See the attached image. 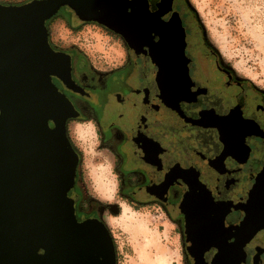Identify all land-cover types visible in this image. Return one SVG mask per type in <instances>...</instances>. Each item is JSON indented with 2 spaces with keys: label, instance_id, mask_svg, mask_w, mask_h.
Segmentation results:
<instances>
[{
  "label": "flooded vegetation",
  "instance_id": "obj_1",
  "mask_svg": "<svg viewBox=\"0 0 264 264\" xmlns=\"http://www.w3.org/2000/svg\"><path fill=\"white\" fill-rule=\"evenodd\" d=\"M92 3L78 5L81 16L62 6L45 22L50 47L67 58L60 64L68 75L51 81L71 108L66 134L79 161L67 196L77 221L95 219L108 228L105 207L80 178L70 118L107 149L120 198L138 209H161L177 225L184 264H264V222L255 219L264 178V88L221 60L187 0ZM107 10L127 19L126 37L82 18L106 19ZM55 19L72 30L99 26L121 40L123 58L101 63L76 45L55 42Z\"/></svg>",
  "mask_w": 264,
  "mask_h": 264
},
{
  "label": "water",
  "instance_id": "obj_2",
  "mask_svg": "<svg viewBox=\"0 0 264 264\" xmlns=\"http://www.w3.org/2000/svg\"><path fill=\"white\" fill-rule=\"evenodd\" d=\"M92 2L0 3V264H116L109 229L95 219L78 222L67 196L79 159L66 134L70 104L51 81L68 75L60 64L67 58L52 50L45 26L60 7L80 15L78 5ZM104 15L82 18L127 36L124 20L113 10Z\"/></svg>",
  "mask_w": 264,
  "mask_h": 264
},
{
  "label": "rangeland",
  "instance_id": "obj_3",
  "mask_svg": "<svg viewBox=\"0 0 264 264\" xmlns=\"http://www.w3.org/2000/svg\"><path fill=\"white\" fill-rule=\"evenodd\" d=\"M28 0H0L1 4L21 5ZM194 17L221 60L233 71L254 85L264 88V5L260 0H187ZM189 31L197 38V27L189 19ZM55 42L76 45L93 61L110 62L123 58V46L118 37L96 25H83L72 30L55 19L50 25ZM196 42V41H195ZM71 137L80 154V178L90 198L92 189L105 197L100 203L115 219L106 220L114 247L116 264H184L182 241L177 225L161 209H138L121 203L120 196L111 204L106 195L113 185V172L108 155L100 147L91 131L77 128ZM250 164V163H249ZM247 164L244 172L249 168ZM96 199V198H95ZM157 208V207H156Z\"/></svg>",
  "mask_w": 264,
  "mask_h": 264
},
{
  "label": "clouds",
  "instance_id": "obj_4",
  "mask_svg": "<svg viewBox=\"0 0 264 264\" xmlns=\"http://www.w3.org/2000/svg\"><path fill=\"white\" fill-rule=\"evenodd\" d=\"M260 3H261V5H264V0H260ZM73 123L76 124V127L77 128H80L82 126L80 123H78V122H76V121H74V120H72L70 118L69 125H71ZM87 127L95 130V121L94 120H89L87 122ZM97 147H99V137L98 136H97ZM103 150L104 151H107V149H103ZM118 193H119V178L113 172V185H112L111 190L106 195V201H107V203L111 204L112 202H114L116 200V198H117ZM90 194H94L95 195V198L97 200H100L101 202H104L105 201V197L100 196L96 192L95 189H92V192ZM120 199H121L120 206H121L122 209H124L126 202L123 201V198H120ZM104 215H105L106 220H113V219H115L114 217L111 216L110 209H105Z\"/></svg>",
  "mask_w": 264,
  "mask_h": 264
},
{
  "label": "bare ground",
  "instance_id": "obj_5",
  "mask_svg": "<svg viewBox=\"0 0 264 264\" xmlns=\"http://www.w3.org/2000/svg\"><path fill=\"white\" fill-rule=\"evenodd\" d=\"M126 20H127V19H126ZM126 20H124L125 23H127ZM130 24H131V23H130ZM130 24H129V25H130ZM260 180H262V179H260ZM261 182H262V183L264 182V178H263V180H262ZM262 183H261V184H262ZM263 187H264V186H263ZM260 189H261L260 187L257 189V196H256L257 199H259L258 196L260 195ZM262 191H263V190H262ZM262 197H263V196H262ZM128 210H129L128 207H126V205H125L123 211H124V212H128ZM255 212H256V211H255Z\"/></svg>",
  "mask_w": 264,
  "mask_h": 264
}]
</instances>
